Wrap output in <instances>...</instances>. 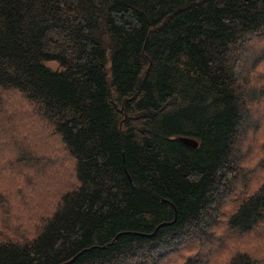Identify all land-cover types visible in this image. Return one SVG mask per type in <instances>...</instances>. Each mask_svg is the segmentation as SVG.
<instances>
[{
    "label": "trees",
    "instance_id": "16d2710c",
    "mask_svg": "<svg viewBox=\"0 0 264 264\" xmlns=\"http://www.w3.org/2000/svg\"><path fill=\"white\" fill-rule=\"evenodd\" d=\"M0 139V264H264V0H0Z\"/></svg>",
    "mask_w": 264,
    "mask_h": 264
},
{
    "label": "rangeland",
    "instance_id": "374dc122",
    "mask_svg": "<svg viewBox=\"0 0 264 264\" xmlns=\"http://www.w3.org/2000/svg\"><path fill=\"white\" fill-rule=\"evenodd\" d=\"M47 65H49L52 68H54L56 66V64L52 63V62L47 63ZM4 98L7 102V107L9 109V111H18L20 109L21 106H20L19 102L15 101L16 97L4 95ZM9 106H11V107H9ZM23 110H25V109H23ZM24 114H27V113H21V116ZM29 114L30 113H28V115ZM28 118H29V120H31L34 118V116L30 114ZM26 123H28L27 120L14 121L13 125H14L15 132L14 133L7 132V134H5V135L19 136L21 141H19L18 139H17V141H18L19 145L22 147V149H26V148L31 149L32 147L30 145V142L28 140H24L21 138V135L25 136L27 134V130H28L29 126ZM10 125H11L10 122H8L6 125V129H8L10 127ZM9 143H10V141L8 139H6V140L0 139V145L2 146L1 149L3 150V153H4V151L7 150V153H4V156H3L4 160H9L11 158V156L14 155V152L13 151L11 152ZM9 151H10V153H9ZM34 152L36 154V151H34ZM30 157L31 158L28 161V165H26V164L21 165V164L17 163V165H16V167H14V169H11L10 172L6 171L5 176L2 175V180H1L3 187H4L6 185V183L10 180V178L16 179L15 180L16 185L15 184L14 185H15L16 189L18 190V193H17L18 195L16 194L14 196L19 201L15 202V206L16 207L19 206V208L23 207L27 210H30V204L27 203L26 200L24 199V191L28 190L26 193L27 196L29 194L30 195L38 194V196H39V191H41V187L50 183L52 181L51 179H53L50 176L51 171L49 169L48 170L46 169V163L41 162V159L39 157H36V156H30ZM39 160L41 163H38ZM8 165L11 166V163H9ZM29 167H36L38 169V172L36 173L35 170H32ZM22 174L26 175L25 180L28 182L27 186L25 185L23 177H21ZM0 198H1V200H0V240H2L3 238H6V237H9V236L16 234L18 230L24 229L26 224L22 223L21 226H19V227H18V225L11 224L8 220L9 209H10L9 203L7 201V198L4 196V194H2V191H0ZM29 202H31V201H29ZM25 214L28 215V212H25ZM45 214H46L45 211L40 212L38 217H37V222ZM10 217H11V220L13 222L16 220V217H17L16 210H12V209L10 210Z\"/></svg>",
    "mask_w": 264,
    "mask_h": 264
},
{
    "label": "water",
    "instance_id": "95a60500",
    "mask_svg": "<svg viewBox=\"0 0 264 264\" xmlns=\"http://www.w3.org/2000/svg\"><path fill=\"white\" fill-rule=\"evenodd\" d=\"M183 141H184V143H186L187 145L195 146V144H194L192 141H190V140H186V139H184Z\"/></svg>",
    "mask_w": 264,
    "mask_h": 264
}]
</instances>
